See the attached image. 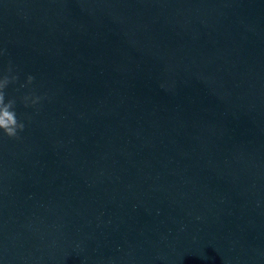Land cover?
<instances>
[{
  "label": "water",
  "instance_id": "obj_1",
  "mask_svg": "<svg viewBox=\"0 0 264 264\" xmlns=\"http://www.w3.org/2000/svg\"><path fill=\"white\" fill-rule=\"evenodd\" d=\"M9 62L0 264H264V0H0Z\"/></svg>",
  "mask_w": 264,
  "mask_h": 264
},
{
  "label": "clouds",
  "instance_id": "obj_2",
  "mask_svg": "<svg viewBox=\"0 0 264 264\" xmlns=\"http://www.w3.org/2000/svg\"><path fill=\"white\" fill-rule=\"evenodd\" d=\"M19 80V76L13 74V66L9 62L6 71L0 74V131L4 136L12 139H19V133L25 129V123L18 119L15 108L16 100L14 98L7 99L6 88L9 84H15ZM35 77L28 75L25 83L21 84V88H26L33 84ZM44 97L37 95L34 91L29 92L21 97L25 107L37 106Z\"/></svg>",
  "mask_w": 264,
  "mask_h": 264
}]
</instances>
